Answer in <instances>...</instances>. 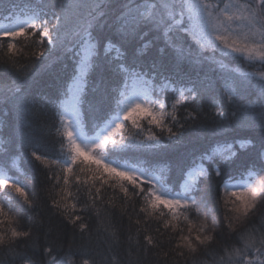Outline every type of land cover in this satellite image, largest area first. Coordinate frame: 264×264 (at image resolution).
Returning <instances> with one entry per match:
<instances>
[{
    "label": "snow or ice",
    "instance_id": "6c2138e0",
    "mask_svg": "<svg viewBox=\"0 0 264 264\" xmlns=\"http://www.w3.org/2000/svg\"><path fill=\"white\" fill-rule=\"evenodd\" d=\"M12 8L0 23V264H264V0ZM93 218L117 233L127 219L141 239L126 259L117 242L91 247Z\"/></svg>",
    "mask_w": 264,
    "mask_h": 264
},
{
    "label": "trees",
    "instance_id": "16d2710c",
    "mask_svg": "<svg viewBox=\"0 0 264 264\" xmlns=\"http://www.w3.org/2000/svg\"><path fill=\"white\" fill-rule=\"evenodd\" d=\"M27 2V0H5L4 4H0V21L3 20V16L6 14V11L8 9V6L11 4L19 5L20 8H12L11 12L19 14L21 9L23 8L24 4ZM112 55H116L115 52L112 53ZM226 63L229 64L230 67L233 68H240L242 71H252L255 69L249 68L247 62H241L239 60L231 59L226 60ZM0 79H6V76L4 73L0 72ZM178 95V93H177ZM35 111V110H34ZM50 116V113H37L36 118L37 119H46ZM0 118H3L0 116ZM7 119L9 121H12L14 119L12 113H9L7 116ZM5 131L3 126H0V132ZM199 133V130H193L190 135L196 136ZM0 140H3V137L0 136ZM210 142V141H209ZM223 150V149H222ZM49 166L55 167V164H50ZM18 167H20L21 171H23V166L18 164ZM6 210H7V203H6ZM101 209H103L104 206H100ZM120 209L119 202H116V209L115 211L118 213ZM223 207H221L220 211L223 212ZM45 214L47 215V209H44ZM101 214H103V211H101ZM53 225L56 227L58 234L61 236V239L66 238L69 241H72L75 245H79L81 243L79 235L77 234L75 238L73 237L72 233L65 229L63 224L56 219L55 217L51 218ZM123 223V229L117 233V230L112 226V224H100L98 225L96 219H92L89 221L90 224V238H89V244L91 247H93L97 252L104 254L105 250L113 245L114 242L116 243L115 248V254L118 255L121 259L127 258V253L129 251L130 245L134 248L136 245V242L138 239H141L139 234L133 229L131 232L128 231V221L127 219H124ZM155 227V225H153ZM178 227L185 228L187 227L186 224L183 222H180L178 224ZM203 259V257H201ZM156 260V257L149 254L146 257V264H152L153 261ZM103 264H109L108 260H104Z\"/></svg>",
    "mask_w": 264,
    "mask_h": 264
},
{
    "label": "rangeland",
    "instance_id": "374dc122",
    "mask_svg": "<svg viewBox=\"0 0 264 264\" xmlns=\"http://www.w3.org/2000/svg\"><path fill=\"white\" fill-rule=\"evenodd\" d=\"M0 23H5V21L2 20V21H0Z\"/></svg>",
    "mask_w": 264,
    "mask_h": 264
}]
</instances>
